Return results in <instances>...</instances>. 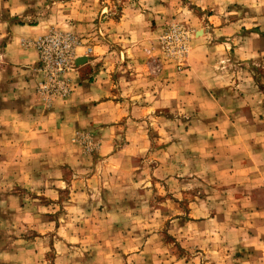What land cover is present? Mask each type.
I'll return each mask as SVG.
<instances>
[{"label":"rangeland","instance_id":"rangeland-1","mask_svg":"<svg viewBox=\"0 0 264 264\" xmlns=\"http://www.w3.org/2000/svg\"><path fill=\"white\" fill-rule=\"evenodd\" d=\"M68 1L0 0V264H264V55L239 62L232 53L238 44L230 43L224 53L210 52L215 102L197 118L179 104L172 115L151 114L140 150L135 118L119 123L125 128H52L39 114L69 98L72 74L104 41L102 25L134 0H104L94 29L81 36L61 29ZM43 22L53 28L42 37L70 33L78 42L65 97L38 90L34 43L42 37L23 42L37 54L28 96L9 84L13 72L3 56L10 28ZM203 31L194 34L182 19L164 21L143 50L148 74L186 71ZM227 111L237 125L217 128L222 119L211 114ZM227 161L241 169L226 173Z\"/></svg>","mask_w":264,"mask_h":264},{"label":"crops","instance_id":"crops-1","mask_svg":"<svg viewBox=\"0 0 264 264\" xmlns=\"http://www.w3.org/2000/svg\"><path fill=\"white\" fill-rule=\"evenodd\" d=\"M104 3V0L68 1L69 22L63 23L61 29L78 36L88 34L94 29ZM127 6L117 20L102 25L104 41L71 76L75 85L73 93L66 101L57 102L53 111L40 113V120H47V125L52 120V128H125L119 123L125 118H135L139 120L140 150L147 144L142 136V124L151 114L172 115L179 104L181 113L197 118L205 115L207 102H215L211 90L218 83L207 74L211 68L208 62L214 57L210 52L224 53L230 43L238 44L232 53L239 62L249 60L253 54L264 55V0H189L186 5L175 0H134ZM172 18L182 19L193 27L194 34L204 30L203 36L192 42L186 71L176 74L170 67H164L157 75H149L143 50L154 41L163 22ZM51 28L44 22L10 28L3 56L13 72L9 84L13 82L16 88L25 87L27 96L34 82L32 71L37 54L33 48H25L23 42L33 43ZM252 29L257 33H248ZM207 37L213 43L210 44ZM247 42H253L259 48L250 47ZM26 95L23 102L26 106L32 105L31 97ZM243 97L251 100V96ZM217 108V111L222 110L221 106L217 105ZM30 111L36 113L35 108ZM216 113L211 116L222 119L217 128L237 125L227 116L228 111L220 116ZM39 125L45 128L42 123ZM229 147L233 149V144ZM225 163L229 165L223 169L226 173L234 172V165L241 169L240 164ZM140 257L139 262H143Z\"/></svg>","mask_w":264,"mask_h":264},{"label":"built area","instance_id":"built-area-1","mask_svg":"<svg viewBox=\"0 0 264 264\" xmlns=\"http://www.w3.org/2000/svg\"><path fill=\"white\" fill-rule=\"evenodd\" d=\"M78 42L70 33L53 32L34 43L38 52V70L43 78L39 92L45 96L68 95L66 74L75 68L74 50Z\"/></svg>","mask_w":264,"mask_h":264},{"label":"water","instance_id":"water-1","mask_svg":"<svg viewBox=\"0 0 264 264\" xmlns=\"http://www.w3.org/2000/svg\"><path fill=\"white\" fill-rule=\"evenodd\" d=\"M83 62V60H80V61H78V64H81Z\"/></svg>","mask_w":264,"mask_h":264}]
</instances>
